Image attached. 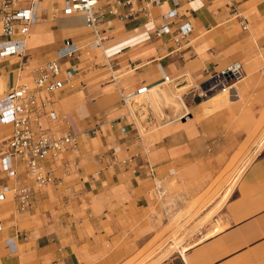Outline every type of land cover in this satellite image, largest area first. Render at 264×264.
<instances>
[{
  "label": "crops",
  "instance_id": "crops-1",
  "mask_svg": "<svg viewBox=\"0 0 264 264\" xmlns=\"http://www.w3.org/2000/svg\"><path fill=\"white\" fill-rule=\"evenodd\" d=\"M142 5L97 0L88 25L63 0H38L25 55L0 57L1 94L32 80L66 39L78 47L59 59L77 73L40 93L57 114L43 127L76 137L44 159L53 180L39 185L23 161L12 171L0 162V184L31 189L24 210L11 195L0 200V264H264V0ZM173 8L170 31L156 35ZM185 21L192 28L177 43ZM235 60V95L208 108L197 90ZM165 75L176 89L190 85L180 92L185 106L159 103L170 117L153 111L147 92L136 112L123 100ZM144 110L147 129L138 124ZM11 130L0 123V138Z\"/></svg>",
  "mask_w": 264,
  "mask_h": 264
},
{
  "label": "built area",
  "instance_id": "built-area-1",
  "mask_svg": "<svg viewBox=\"0 0 264 264\" xmlns=\"http://www.w3.org/2000/svg\"><path fill=\"white\" fill-rule=\"evenodd\" d=\"M97 0H63L65 12L82 11L88 25H94L97 19L92 6ZM120 1V0H117ZM131 0H127L129 4ZM142 10L151 4H158L160 0H141ZM38 0H0V57L8 54L25 55V35L35 18V5ZM26 3V4H25ZM176 3V2H174ZM135 12L130 6V13ZM173 8L163 15V20L155 30L156 35L169 32L171 24L168 17L174 16ZM246 28V24L242 23ZM189 21L181 23L176 29L174 38L178 43L191 30ZM77 45L65 40L63 46L56 49L53 59L39 66L30 81H22L0 94V123L10 124L12 130L6 138H0V162L5 171H12L18 161H23L29 174L37 184L41 185L53 180L43 162L48 155H56L65 146H74L75 135L67 131L64 134L49 132L42 125V118L46 115L50 120L57 118L56 112L49 108L51 98L40 96L46 90L52 94L61 89L78 71L75 64L61 69L59 59L71 56ZM243 77L242 65L235 60L216 72H210L207 79L200 85L197 95L206 98L218 92H228L234 88L237 81ZM163 80L171 81L168 75ZM149 85H142L136 90L125 94L123 100L130 102L140 94H145ZM187 110L181 114L186 115ZM8 195L16 199L17 208L24 210L31 195L27 185L11 187L0 184V200Z\"/></svg>",
  "mask_w": 264,
  "mask_h": 264
},
{
  "label": "rangeland",
  "instance_id": "rangeland-1",
  "mask_svg": "<svg viewBox=\"0 0 264 264\" xmlns=\"http://www.w3.org/2000/svg\"><path fill=\"white\" fill-rule=\"evenodd\" d=\"M171 79V78H170ZM190 85H186V86H184V87H181V88H175L174 87V84L172 83V81H165V82H159V83H156V84H153V85H150L149 86V89H148V91H147V93H148V100L149 99H151V102H153L154 103V105L152 104V107H153V111L157 114V115H159V114H162L164 117H170L171 116V110L169 111V113L168 112H165L164 114L162 113V107L163 106H158L159 105V103L160 102H171V104L172 103H177V104H179V105H181V106H183L184 104H183V101H182V99H181V91L182 90H184V89H187L188 87H189ZM230 90H231V92H232V95H235L234 93H233V90H232V88H230ZM199 91V89L197 90V92ZM151 92H153V93H151ZM222 93V94H221ZM224 93L223 92H218V93H215V94H213V95H211V96H208V97H206L207 99H209V101L211 102V104L208 106V108H211V109H213L214 108V105H222V104H224V103H226L227 101H229V99H228V94H225V95H223ZM145 95H146V93L145 94H140V95H138V96H136L135 98H134V100H132V101H130V102H127L128 104H129V106H131V108L132 109H134V111L136 112V108L137 107H140L141 105H143L144 103H146L147 102V98H145ZM170 95V96H169ZM219 96V97H218ZM171 97V98H170ZM200 97V96H199ZM201 98V97H200ZM205 98V99H206ZM137 99H139V104L136 106L135 105V107L133 106V104H134V102L137 100ZM166 99H168V100H166ZM203 99V98H202ZM212 99V100H211ZM136 103V102H135ZM185 106V105H184ZM143 109H145V108H143ZM145 111V114L144 115H140L139 117H138V124H139V126L142 128V129H147L148 128V124H147V122H146V110H144ZM166 111V110H165ZM173 111L176 113V114H179V113H181V112H183V111H185V110H174V108H173ZM167 113V114H166ZM185 117H187V116H185ZM159 120V119H158ZM177 238V235H176V237L174 236L173 237V240L174 239H176ZM177 239H179V238H177ZM169 246V245H168ZM171 249H174V248H176V247H170ZM161 249V248H160ZM170 249V250H171ZM169 251V250H168ZM167 250H162L161 252H158L157 254H154L155 255V258L157 257V256H159L162 252H163V256L168 252ZM154 258V259H155ZM158 259H160V258H158ZM158 259H156V260H153V258L152 259H147V258H145V259H142L141 261H139L138 262V264H153L154 262H156Z\"/></svg>",
  "mask_w": 264,
  "mask_h": 264
}]
</instances>
